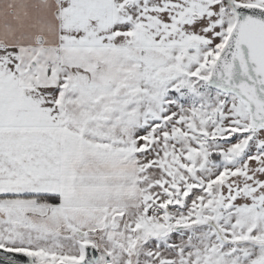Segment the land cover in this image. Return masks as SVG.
Segmentation results:
<instances>
[{
    "label": "snow or ice",
    "instance_id": "obj_1",
    "mask_svg": "<svg viewBox=\"0 0 264 264\" xmlns=\"http://www.w3.org/2000/svg\"><path fill=\"white\" fill-rule=\"evenodd\" d=\"M0 264H264V0H0Z\"/></svg>",
    "mask_w": 264,
    "mask_h": 264
}]
</instances>
